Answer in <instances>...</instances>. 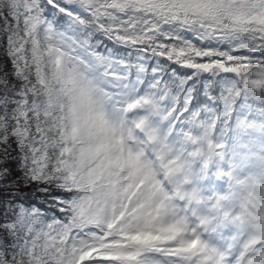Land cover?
Wrapping results in <instances>:
<instances>
[{
    "label": "snow or ice",
    "instance_id": "obj_1",
    "mask_svg": "<svg viewBox=\"0 0 264 264\" xmlns=\"http://www.w3.org/2000/svg\"><path fill=\"white\" fill-rule=\"evenodd\" d=\"M0 264H264V0H0Z\"/></svg>",
    "mask_w": 264,
    "mask_h": 264
}]
</instances>
